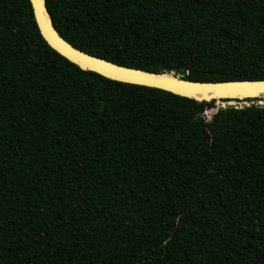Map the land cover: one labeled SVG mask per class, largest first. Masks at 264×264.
Returning <instances> with one entry per match:
<instances>
[{"label":"trees","instance_id":"16d2710c","mask_svg":"<svg viewBox=\"0 0 264 264\" xmlns=\"http://www.w3.org/2000/svg\"><path fill=\"white\" fill-rule=\"evenodd\" d=\"M46 1L109 62L264 80V0ZM219 106L85 71L0 0V264H264V107Z\"/></svg>","mask_w":264,"mask_h":264},{"label":"water","instance_id":"95a60500","mask_svg":"<svg viewBox=\"0 0 264 264\" xmlns=\"http://www.w3.org/2000/svg\"><path fill=\"white\" fill-rule=\"evenodd\" d=\"M30 3L43 39L52 49L85 71L115 81L159 88L197 101H220L219 109L247 108L254 103L257 107H264V80L197 82L186 79V74L175 70L150 72L121 66L83 52L65 40L53 24L46 0H30ZM255 99L258 101L255 102Z\"/></svg>","mask_w":264,"mask_h":264},{"label":"rangeland","instance_id":"374dc122","mask_svg":"<svg viewBox=\"0 0 264 264\" xmlns=\"http://www.w3.org/2000/svg\"><path fill=\"white\" fill-rule=\"evenodd\" d=\"M214 111H215V110H207V111L205 112V115H206L207 119H210V118L212 117Z\"/></svg>","mask_w":264,"mask_h":264},{"label":"bare ground","instance_id":"6f19581e","mask_svg":"<svg viewBox=\"0 0 264 264\" xmlns=\"http://www.w3.org/2000/svg\"><path fill=\"white\" fill-rule=\"evenodd\" d=\"M219 104L221 105L222 103H220V101H219Z\"/></svg>","mask_w":264,"mask_h":264}]
</instances>
